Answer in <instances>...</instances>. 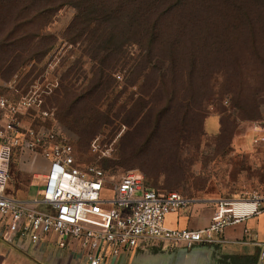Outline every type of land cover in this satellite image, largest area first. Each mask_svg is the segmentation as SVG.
Segmentation results:
<instances>
[{
    "label": "rangeland",
    "instance_id": "obj_1",
    "mask_svg": "<svg viewBox=\"0 0 264 264\" xmlns=\"http://www.w3.org/2000/svg\"><path fill=\"white\" fill-rule=\"evenodd\" d=\"M72 1L0 0V101L38 94L50 116L27 117L110 183L264 202V0H99L85 22Z\"/></svg>",
    "mask_w": 264,
    "mask_h": 264
},
{
    "label": "built area",
    "instance_id": "obj_2",
    "mask_svg": "<svg viewBox=\"0 0 264 264\" xmlns=\"http://www.w3.org/2000/svg\"><path fill=\"white\" fill-rule=\"evenodd\" d=\"M0 107L4 111L0 118V233L22 251L52 239L86 264H106L122 254L165 243L171 248L221 245L227 226L264 212V202L256 197L219 200L208 227L170 229L167 215L189 209L194 200L147 186L139 170L127 171L110 183L101 168L78 160L74 144L56 126L23 125L22 118L31 111L39 119L50 116L36 93L22 95L16 102L1 100ZM15 150L40 155L50 165L42 177L40 195L32 200L7 193ZM236 203L241 205L239 212ZM246 232L248 238L252 236ZM253 242L261 247L264 260V244Z\"/></svg>",
    "mask_w": 264,
    "mask_h": 264
},
{
    "label": "crops",
    "instance_id": "obj_3",
    "mask_svg": "<svg viewBox=\"0 0 264 264\" xmlns=\"http://www.w3.org/2000/svg\"><path fill=\"white\" fill-rule=\"evenodd\" d=\"M2 109H0L1 112ZM23 125H34V121L23 117ZM49 163L42 156L26 152L18 153L11 165L7 193L17 199L32 200L42 191V177L48 173ZM8 185L10 188L8 189ZM13 193V194H12ZM201 204H193L189 209L170 213L166 226L170 229L200 230L208 227L215 214L212 209H201ZM251 235L248 238L247 232ZM221 245H194L191 248H171L149 246L110 259L106 264H220L223 256L248 257L264 264L261 247L253 241L264 244V212L252 215L242 222L229 225L223 234ZM161 246V245H159ZM80 259L69 249L58 248L50 239L22 251L3 240L0 233V264H80Z\"/></svg>",
    "mask_w": 264,
    "mask_h": 264
},
{
    "label": "trees",
    "instance_id": "obj_4",
    "mask_svg": "<svg viewBox=\"0 0 264 264\" xmlns=\"http://www.w3.org/2000/svg\"><path fill=\"white\" fill-rule=\"evenodd\" d=\"M72 1V0H71ZM70 2V1H69ZM73 2V5H75L76 9H77V15H76V18H75V22H79V21H93V20H96L95 18H98L100 19L102 14L104 13H107V11H110V10H105L103 13H97L96 10L94 9L93 11L89 10L86 6L87 4L90 6V7H94L95 6H99V5H102L103 3H101L99 0H81L80 2L76 3V1H72ZM118 2H121V3H125L124 0L122 1H118ZM71 3V2H70ZM94 3V4H93ZM113 3L111 4V12L110 14H114L116 13L115 9L112 7ZM91 18H94V19H91ZM224 131V129H223ZM148 186V185H147ZM150 187V186H149ZM152 188V187H151ZM219 263L220 264H256L257 263V260H252L248 257H239V256H223L219 259Z\"/></svg>",
    "mask_w": 264,
    "mask_h": 264
},
{
    "label": "bare ground",
    "instance_id": "obj_5",
    "mask_svg": "<svg viewBox=\"0 0 264 264\" xmlns=\"http://www.w3.org/2000/svg\"><path fill=\"white\" fill-rule=\"evenodd\" d=\"M252 204H253V203H251V205H252ZM242 205H243V203H242ZM240 207H241V205H239V204L236 203V205H235V210H236V212H239V210L241 209Z\"/></svg>",
    "mask_w": 264,
    "mask_h": 264
}]
</instances>
